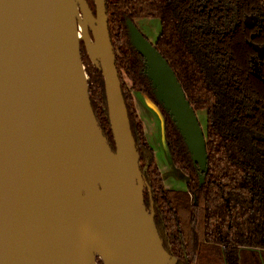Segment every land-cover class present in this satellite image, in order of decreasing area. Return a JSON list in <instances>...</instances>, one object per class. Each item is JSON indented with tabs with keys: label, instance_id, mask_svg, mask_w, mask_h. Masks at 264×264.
Segmentation results:
<instances>
[{
	"label": "water",
	"instance_id": "obj_1",
	"mask_svg": "<svg viewBox=\"0 0 264 264\" xmlns=\"http://www.w3.org/2000/svg\"><path fill=\"white\" fill-rule=\"evenodd\" d=\"M94 2L96 15L87 0H0V264H87L82 227L97 225L118 236V229L106 226L113 220L121 225L130 249L122 264H176L162 245L143 196L106 0ZM82 22L90 24L84 34L93 42L94 28L100 32L99 63L82 40L91 61L102 67L116 151L92 109L81 59ZM258 23L254 16L244 20L250 30ZM127 26L153 95L179 130L204 183L208 150L197 112L155 44L133 21ZM74 33L79 34L76 61ZM249 44L256 53L253 74L260 78L256 59L264 58V46ZM147 101L161 117L166 148L162 114ZM133 160L142 180L140 195L127 183Z\"/></svg>",
	"mask_w": 264,
	"mask_h": 264
},
{
	"label": "trees",
	"instance_id": "obj_2",
	"mask_svg": "<svg viewBox=\"0 0 264 264\" xmlns=\"http://www.w3.org/2000/svg\"><path fill=\"white\" fill-rule=\"evenodd\" d=\"M87 2L96 15L94 0ZM106 6L143 196L167 254L176 264H264V68L254 76L252 30L244 24L247 16L258 17L263 26L254 42L264 44V0H106ZM140 18L159 19L155 47L195 112L207 113L204 183L131 44L127 21ZM80 49L93 112L116 151L102 67L91 61L83 40ZM134 92L162 114L165 145L174 168L188 178L186 191L166 188Z\"/></svg>",
	"mask_w": 264,
	"mask_h": 264
},
{
	"label": "rangeland",
	"instance_id": "obj_3",
	"mask_svg": "<svg viewBox=\"0 0 264 264\" xmlns=\"http://www.w3.org/2000/svg\"><path fill=\"white\" fill-rule=\"evenodd\" d=\"M81 18L83 17L81 16ZM135 24L138 30L142 31L144 36L152 44L156 43L159 35L161 34V24L159 19L140 18L135 21ZM82 28L83 26H80V40L84 38L90 44L93 40H91L87 34L82 32ZM132 96L134 97L136 110L144 123L143 127L146 131L150 146H152L155 150L156 162H158L160 170L163 174L166 188L173 191H186L188 178H186L178 169L176 170L174 168L168 158L166 148L163 145V129L160 115L156 113L143 95L134 92ZM197 115L201 128L206 129L207 113L205 111H198ZM96 259H99V256H97Z\"/></svg>",
	"mask_w": 264,
	"mask_h": 264
},
{
	"label": "bare ground",
	"instance_id": "obj_4",
	"mask_svg": "<svg viewBox=\"0 0 264 264\" xmlns=\"http://www.w3.org/2000/svg\"><path fill=\"white\" fill-rule=\"evenodd\" d=\"M90 19L87 20V22ZM90 23V22H88ZM88 23H80L78 30L80 31V26H83L81 29L84 32ZM90 25V24H88ZM94 32L96 34V39L94 42H91L88 46L90 56L94 60V62H99L101 59V51L99 48V37L100 32H98L97 28H94ZM79 39V34L74 33V61L77 60V44L76 41ZM79 79L84 82L86 79V75L83 70H79ZM86 87L85 85L83 86ZM132 150V147H130ZM132 169L130 170L127 180L129 186L136 192L137 194H141L142 191V180L139 178V175L136 170L135 160L132 161ZM137 181V184H136ZM138 185V186H137ZM115 219V216L112 217ZM106 226H110L111 228L118 229L120 231V235L115 236L111 235L109 232L102 230L97 225H87L82 227L83 230V247L84 252L86 254V263L93 264V258L99 256L106 264H122L120 262L121 258L126 256L130 249L127 246V240L124 237L123 229L121 225L116 221H107ZM123 233V234H122Z\"/></svg>",
	"mask_w": 264,
	"mask_h": 264
},
{
	"label": "flooded vegetation",
	"instance_id": "obj_5",
	"mask_svg": "<svg viewBox=\"0 0 264 264\" xmlns=\"http://www.w3.org/2000/svg\"><path fill=\"white\" fill-rule=\"evenodd\" d=\"M262 26H263V23L259 20V23L256 26V28L255 29H252V32H251V35H250V39L249 40L252 41L254 44H256L254 41H255L256 37L260 34V32L262 30L261 29ZM251 36H255V37L254 38H251ZM259 45L264 46V44H259ZM254 57H256V53L252 56V58H254ZM252 58H251V60H252ZM256 60H259V64L258 65H259V67L261 68V70L263 72V68H264V58L262 60H260V59H256ZM261 75H262V73H261Z\"/></svg>",
	"mask_w": 264,
	"mask_h": 264
},
{
	"label": "crops",
	"instance_id": "obj_6",
	"mask_svg": "<svg viewBox=\"0 0 264 264\" xmlns=\"http://www.w3.org/2000/svg\"><path fill=\"white\" fill-rule=\"evenodd\" d=\"M162 177H163V174H162ZM165 181V180H164Z\"/></svg>",
	"mask_w": 264,
	"mask_h": 264
}]
</instances>
